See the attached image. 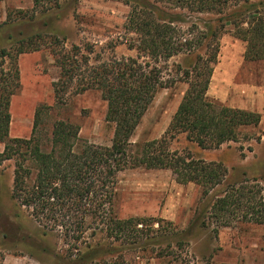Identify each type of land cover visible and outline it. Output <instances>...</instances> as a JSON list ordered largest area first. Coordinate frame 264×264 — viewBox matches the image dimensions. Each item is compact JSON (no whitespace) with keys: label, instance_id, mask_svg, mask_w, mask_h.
I'll list each match as a JSON object with an SVG mask.
<instances>
[{"label":"trees","instance_id":"obj_1","mask_svg":"<svg viewBox=\"0 0 264 264\" xmlns=\"http://www.w3.org/2000/svg\"><path fill=\"white\" fill-rule=\"evenodd\" d=\"M43 2L33 0V8L43 7ZM123 2L129 7L124 30L135 36L127 46L136 52L135 57L90 64L92 46L71 45L66 49L63 41L49 37L59 48L51 46L59 69L52 85L55 103H61L68 93L98 92L106 104L105 120L113 125L111 145L80 143L76 124L56 121L49 146L44 149L36 132L42 108L35 111L30 138H9L10 102L20 86L18 57L41 49L36 43L41 36H30L15 41L11 50L0 49V165L14 162L11 199L30 210L43 228L61 230L74 250L84 245L85 253H75H82L86 262L109 255L116 259L103 264H130L125 259L130 253L149 250L156 257L171 256L180 264H189L181 258V252L197 228L211 224L229 227L236 222L264 225V197L255 180L218 190L227 178L222 164L194 159L189 151L170 150V141L181 134L201 150H216L225 143L237 142L243 128L259 125L260 114L225 106L209 98L207 90L225 23H230L231 35L246 44L245 61H264V0ZM58 5L59 0H52V6L44 10ZM189 15L218 16L219 25L205 23L201 30L196 25L184 30L178 24L185 23ZM199 50L204 54H195ZM194 54L187 66L173 64L167 78L163 76L171 58ZM7 59L9 68L5 67ZM177 83L187 84V89L164 135L133 144L130 139L156 92ZM136 168L168 170L178 184L200 187L202 199L215 194L213 201L197 210L181 231L159 218L117 219L112 210L117 176ZM88 231L92 237L103 235L107 243H87L84 236Z\"/></svg>","mask_w":264,"mask_h":264},{"label":"rangeland","instance_id":"obj_2","mask_svg":"<svg viewBox=\"0 0 264 264\" xmlns=\"http://www.w3.org/2000/svg\"><path fill=\"white\" fill-rule=\"evenodd\" d=\"M50 5L52 0H44L43 7L36 9L33 0L0 2V49L11 50L17 40L41 36L36 41L41 49L22 54L17 60L20 86L10 102L9 138H30L35 111L42 108V120L36 132L40 133L39 141L44 149L49 146L50 132L56 121L76 124L80 143L110 146L113 125L105 120L106 104L98 92L68 93L61 103H55L52 85L58 79L59 69L51 52L52 48H59L49 37L63 41L66 49L71 45L92 46L90 64L135 57L136 52L127 46L135 36L124 30L129 7L123 0H59L57 8L45 12ZM218 18L189 15L185 23L178 25L184 30L196 25L201 30L205 23L212 27L219 25ZM231 32L230 23H225L218 39L217 63L207 94L225 106L254 110L261 116L259 125L243 128L237 142L225 143L216 150H201L182 134L170 141V150L189 151L194 159L222 164L227 169V178L226 184L218 190L244 180L252 184L255 180L264 197V61H245L246 44L234 38ZM195 54L203 55L204 51ZM195 54L171 58L163 76L167 78L173 64L187 66ZM10 66L7 59L5 67ZM186 89L185 83L159 89L131 142L141 144L161 138ZM13 171V161L0 165V264H103L116 259L102 255L91 263L86 262L80 253H85L84 245H79L80 252L75 253L77 250L65 240L61 230L40 226L30 210L11 199ZM214 195L202 199L200 187L178 184L168 170L128 169L117 176L112 210L117 219L159 218L172 222L173 227L181 231L188 227L197 210L211 204ZM89 232L84 236L87 243H107L103 235L92 237ZM181 258L189 264H264V225L236 222L222 228L215 224L199 227L187 241ZM125 259L130 264H180L171 256L156 257L155 252L149 250L143 254L130 253Z\"/></svg>","mask_w":264,"mask_h":264},{"label":"crops","instance_id":"obj_3","mask_svg":"<svg viewBox=\"0 0 264 264\" xmlns=\"http://www.w3.org/2000/svg\"><path fill=\"white\" fill-rule=\"evenodd\" d=\"M213 74H214V72H213ZM212 80H213V76H211V81H210V84H209V87H208V90H207V93H208V91L210 90V86H211V84H212ZM208 95V94H207ZM209 97V96H208ZM210 98V97H209ZM212 99V98H211ZM216 100V99H215ZM217 101V100H216ZM228 107H231V108H236V107H233V106H228ZM237 109H242V110H247V111H254V110H250L249 108V110L247 109V108H244V107H237Z\"/></svg>","mask_w":264,"mask_h":264}]
</instances>
